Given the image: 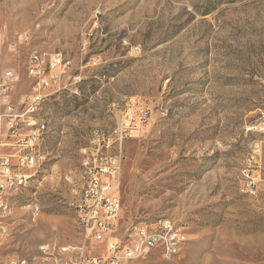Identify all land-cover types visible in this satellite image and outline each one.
Segmentation results:
<instances>
[{
  "label": "rangeland",
  "instance_id": "obj_1",
  "mask_svg": "<svg viewBox=\"0 0 264 264\" xmlns=\"http://www.w3.org/2000/svg\"><path fill=\"white\" fill-rule=\"evenodd\" d=\"M32 51L69 58L75 78L36 103L46 132L0 223L3 254L47 264L42 244L79 241L90 131L109 132L140 105L146 119L119 155L116 234L167 217L185 240L173 257L152 250L135 264H264V200L240 181L248 143L264 137V0H0L15 103L33 86Z\"/></svg>",
  "mask_w": 264,
  "mask_h": 264
},
{
  "label": "built area",
  "instance_id": "obj_2",
  "mask_svg": "<svg viewBox=\"0 0 264 264\" xmlns=\"http://www.w3.org/2000/svg\"><path fill=\"white\" fill-rule=\"evenodd\" d=\"M27 75L34 81L31 92L13 102L11 92L15 72L0 60V223L8 215L6 200L23 185V177L37 171L38 147L46 132L45 123L33 115L35 103L45 96L43 90L59 88L71 75L72 63L60 53L32 51L28 57ZM131 108L120 112L117 123L104 133L90 131L88 145L82 151L84 169H91V178L82 179L83 196L75 205V227L81 234L72 244H42L39 249L47 264H135L152 250L165 258L178 252L185 240L181 227L167 218L152 224L131 225L123 235L116 234L121 214L122 143L146 119V111L136 106V116L127 117ZM256 144V151H249ZM246 162L241 169V189L264 200V171L257 154L264 149V137L247 145ZM115 152V153H114ZM3 229L0 227V241ZM26 257L7 256L1 251L0 264H27Z\"/></svg>",
  "mask_w": 264,
  "mask_h": 264
},
{
  "label": "bare ground",
  "instance_id": "obj_3",
  "mask_svg": "<svg viewBox=\"0 0 264 264\" xmlns=\"http://www.w3.org/2000/svg\"><path fill=\"white\" fill-rule=\"evenodd\" d=\"M35 108H36V103H35ZM92 131H98V129H94ZM251 149H252V151H256V144H252ZM82 165H83V157L81 160L80 167ZM35 173H36V171L27 173V175L25 177H23V185H20L17 193L10 194V197L8 198V200H6V209H7L8 213L11 210V206H12L13 202L15 201L16 196L22 192V190L26 187V185L28 184V182L31 180L32 176ZM90 178H91V169H84L82 172V179H90ZM79 196H83V189H81ZM75 219H76V209H75ZM27 264H30V263H27Z\"/></svg>",
  "mask_w": 264,
  "mask_h": 264
},
{
  "label": "crops",
  "instance_id": "obj_4",
  "mask_svg": "<svg viewBox=\"0 0 264 264\" xmlns=\"http://www.w3.org/2000/svg\"><path fill=\"white\" fill-rule=\"evenodd\" d=\"M263 152H264V149H263V151H261V153L257 154V161H263ZM260 164H261V162H260Z\"/></svg>",
  "mask_w": 264,
  "mask_h": 264
}]
</instances>
